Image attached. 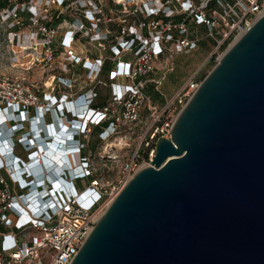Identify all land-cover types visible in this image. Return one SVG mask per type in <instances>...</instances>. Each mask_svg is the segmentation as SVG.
I'll return each mask as SVG.
<instances>
[{
  "label": "water",
  "instance_id": "1",
  "mask_svg": "<svg viewBox=\"0 0 264 264\" xmlns=\"http://www.w3.org/2000/svg\"><path fill=\"white\" fill-rule=\"evenodd\" d=\"M55 145L44 155L50 171L55 153L65 163ZM69 264H264V12L202 78Z\"/></svg>",
  "mask_w": 264,
  "mask_h": 264
},
{
  "label": "built area",
  "instance_id": "2",
  "mask_svg": "<svg viewBox=\"0 0 264 264\" xmlns=\"http://www.w3.org/2000/svg\"><path fill=\"white\" fill-rule=\"evenodd\" d=\"M86 1L91 2L89 6H92L96 12L87 11L83 14L84 19H71L65 27L60 23L54 26L38 25L36 35L41 41L42 57L40 60L44 64H49L52 61V41L58 29L62 28L59 47L61 48L63 67L80 65L87 73L91 72L93 79L101 71L103 60L100 57L89 60L88 56H81V53L75 50V43L80 38L86 39V37L91 41L106 39L107 31L98 33L97 20L99 17L95 16V13H99L98 6L93 0ZM123 1L132 2L142 17L139 18L134 13L132 20L134 25L119 26L117 33L119 39L109 47L110 54L116 57L107 73L110 102L93 108L92 113L95 117L89 124L94 126L102 121H108L112 131H116L125 123L136 120L145 102L150 104L148 96L142 93V87L136 78L150 71L151 59L163 53L161 42L172 41L179 50L191 48V45L193 46L197 40L187 37L185 24L191 22L204 27V37L215 43V52H218L223 44L228 47L251 25L254 19L264 12V0H137L136 3L134 0ZM64 2V0H56L59 5ZM79 4L77 3V5ZM9 10L6 7L5 12L7 13ZM28 12L31 17L32 12L30 10ZM159 16L166 17L167 20L162 21ZM175 16L180 17L178 21H174ZM148 18L150 21L144 20ZM136 28L139 33H135ZM159 28V34L151 33ZM146 33L150 35L147 37ZM99 35L101 37H98ZM95 36L97 37L95 38ZM135 41L138 45L133 52L136 53L137 59L134 61L122 60L121 54L131 52ZM145 48H147L146 51H144ZM117 67L118 72H116ZM163 78L164 74L159 73L153 82L158 85ZM118 79H125L128 82L120 84L117 83ZM64 80L69 81L63 76L57 77V82L63 86V90L58 97L52 96L54 103H51L50 96H47V98H42L41 104H38L29 93L19 92L20 89H17L19 84L4 78L0 81V87L5 88L6 92L4 95L0 90V108L19 109L26 117L30 116L31 110L35 112L42 109L43 115L47 109H53L58 105L59 101L68 100L66 97L72 93V84L70 81ZM198 85L199 82L189 79L179 87L172 98L164 100L161 107L151 106L152 119L149 132L145 130L141 139V141L144 140L142 147L143 150H146L144 156L147 158V162L144 164H149L153 156L154 145L159 140L156 141L154 138H169L170 129L177 113ZM83 94L91 106L96 92L87 89L74 99L80 98ZM116 106L119 107L118 110ZM41 121L38 120L39 123ZM23 122L29 123L26 119ZM61 127L63 128V126ZM66 130L69 131L66 128L60 137H63ZM69 136L68 134L66 138ZM37 137L39 134L27 136L33 146ZM13 138L17 139L18 135L15 134ZM40 143V146L36 148L22 145V149L29 155L26 160L17 157L11 158L9 161H6L5 158L0 159V264H69L109 202L141 166L138 161L141 153L136 148L114 181L101 183L93 179L92 181H83L82 185L79 184V181H77L78 184L73 183L72 185V181L67 182L66 179L61 178L62 172L73 171L74 180H79L92 176V165L85 155L80 156L78 163H73L72 148L67 149V143H60L64 149L62 152L66 159L65 162L67 161V167L64 165L63 168H55L56 181L52 182L55 186L57 182L60 184V187L55 188L53 193L51 191L55 205H49V211L43 204L38 211L37 198L45 197L52 182L36 183L37 191L34 189L31 192L26 184L32 185L33 182L25 181L28 178L20 176L17 170L20 165L36 159L34 153L36 154L39 147L45 150L48 142L41 141ZM77 148L79 154L86 148L82 140L78 141ZM35 163L36 168L32 165L27 170L35 178H38L43 174L42 164L36 161ZM46 169L48 168L46 167ZM2 172L6 175L5 179L2 177ZM43 186L44 188L41 189Z\"/></svg>",
  "mask_w": 264,
  "mask_h": 264
},
{
  "label": "rangeland",
  "instance_id": "3",
  "mask_svg": "<svg viewBox=\"0 0 264 264\" xmlns=\"http://www.w3.org/2000/svg\"><path fill=\"white\" fill-rule=\"evenodd\" d=\"M64 1L66 2L59 5L56 3V0H9L7 3L11 6L7 13L5 9L8 6L0 7V81L4 78L15 81L16 84H19V88H17L20 89L19 92L29 93L38 104H41L42 98H47V96H50L51 103H54L52 96L58 97L63 90V86L57 82V77L63 76L69 79L72 84V93L67 95L66 99L72 100L78 94L85 92V90L92 89L96 92V96L92 103L104 101L105 104H108L110 102V96L107 86L109 82L107 73L112 67L113 61L116 60V57L110 54L109 47L119 39V34H117L119 26L134 25L132 22L134 19L133 14L135 13L139 18L142 17V15L137 7L130 1L93 0L98 6L97 11L100 13L97 20L99 27L97 31L100 33L106 30L107 37L99 41L87 40V37L86 39L80 38L75 43V50L80 52L81 56H88L89 60L95 57H100L103 60V65H105V67L102 66L97 77L92 79L91 72L87 73L80 65H66V67H63V58L60 54L61 48L59 47L62 28L58 29L52 41L53 53L51 63L44 64L43 61L40 60L42 57V48L40 44L41 41L38 35H36V28L38 25H43L44 22H50L56 12L65 17L57 23H60L63 27H65L71 19H84L83 14L87 11L96 12L92 6H89L91 3L89 1ZM134 1L135 3L137 2V0ZM77 3L80 4L77 5ZM117 4H119L120 7H115ZM83 5L87 6L84 7ZM14 8H17L20 13L24 10L27 12L30 10L32 14L29 23L22 24L23 17L21 14L13 15ZM86 16H88L87 13ZM36 20L37 22H35ZM148 21H150L149 18L147 19V22ZM185 28L188 39H197L195 44L193 46L191 45L189 49L179 50L172 41L166 43L161 42L160 45L162 46L163 53L151 59L150 71L136 78L141 87L145 84L153 83L154 87L165 94L167 100L172 98L179 87L187 80L192 79L200 82L227 48L225 44L218 52H215V43L204 37L205 29L200 25L187 22ZM159 32L160 28L156 31H151L152 34H159ZM135 33H139L137 28L135 29ZM148 35L150 34H147V37ZM96 37L97 36H95V38ZM98 37L101 36L99 35ZM146 50L147 48L144 49V51ZM123 54H125L126 57H124L129 61L137 59L136 53L133 51L123 52ZM123 54H121V56H123ZM159 73H163L165 79L160 85H156L153 80ZM127 82L128 81L125 79L117 80V83L120 84ZM0 90L5 95L6 89L0 87ZM165 90H167V92ZM81 96L86 97L84 94ZM149 103L148 105V102H145L136 120L125 123L116 131H112V129L105 130L104 134L99 138V131H93L92 127L89 125V127L84 130V134L77 137V141H83L86 147L83 155L89 158L92 165L93 174L90 181L93 179L101 183L114 181L122 166L130 159L136 148L141 153L138 159L139 164L142 166L145 165L144 163L147 162V158H144V152L146 150H143L142 146L144 140L141 141V139L145 130L149 132V125L152 119L151 106L158 105V107H161L162 105L160 102H152L150 99ZM78 108L80 113L78 117H80L82 116L81 113L85 110V106ZM118 108L119 107L116 106L117 110ZM0 111L4 114L7 109L0 108ZM38 111L41 113L43 110L39 109ZM87 113L88 111H85L83 115L84 118H86ZM33 114L36 115L37 111ZM66 117L67 116L64 115L61 118L64 123H67L65 120ZM90 119L92 120V118ZM21 124L22 128H20L26 129L27 124L24 122ZM35 126H37V124H35L34 127ZM31 127L32 121H30V128ZM154 139L157 141L160 138L156 137ZM30 147H33V145H30ZM41 152L35 154L37 158H41ZM15 153L24 158V152H21L19 149H16ZM80 156H82V154H72V162L78 163ZM1 158L4 159V156L0 152V159ZM66 163L67 161L64 165L67 167ZM18 174L22 176V171H19ZM5 176L6 175L2 172V177L4 179ZM83 181H88V179H79V184H84Z\"/></svg>",
  "mask_w": 264,
  "mask_h": 264
},
{
  "label": "crops",
  "instance_id": "4",
  "mask_svg": "<svg viewBox=\"0 0 264 264\" xmlns=\"http://www.w3.org/2000/svg\"><path fill=\"white\" fill-rule=\"evenodd\" d=\"M92 60V59H91ZM108 75V74H107ZM64 81H66V82H69L68 80H64ZM83 100H85V105H87V106H89V103H88V100H86V98L85 97H78V98H76V99H74V100H72V101H68V100H66L65 102H62V101H59V105L58 106H54L53 107V109H49L48 111H46L43 115H42V117H41V113L39 114V117H37L39 120H42L41 121V123L39 124L40 125V130L38 131V134H39V137H37V138H39L41 141L43 140V143L45 142V143H47L48 141H47V139H49L50 137H60V135H61V133H63V131L67 128L66 126H69V125H71L72 124V121L77 117V114H78V107H81L82 105H80V104H82L81 102L83 101ZM68 106H71L72 107V110L71 111H68V110H70V109H68L67 107ZM89 107H91V106H89ZM66 108L68 109V110H66ZM92 109H93V107H91ZM86 110H88V109H86ZM52 111V112H51ZM88 111H93V110H88ZM67 116L66 117V121L68 122V123H64L63 121H61L62 119V117L63 116ZM60 118V119H59ZM32 123H33V121H32ZM27 124V127H26V129H22L21 131L23 132V134H25V135H30V134H26L25 132L26 131H28L29 130V125H30V123H29V125H28V123H26ZM61 126H63V128H61ZM72 126V125H71ZM24 128V127H23ZM61 128V129H60ZM70 128V127H69ZM71 129V128H70ZM58 130V131H57ZM68 132H72V130H70V131H67L66 130V132H64V135H63V137L62 138H66L67 137V135L69 134ZM43 135V137H41ZM31 140H32V138H31ZM54 140H55V138H54ZM33 141H34V139H33ZM47 144H49V143H47ZM11 145V144H10ZM19 146H20V144H18ZM48 146V145H47ZM21 147V146H20ZM23 150V149H22ZM42 151V150H41ZM38 151H36V153H37ZM73 155H75L76 154V152L75 151H72L71 152ZM34 155H35V153H34ZM15 156V155H14ZM19 156V155H18ZM17 157V156H16ZM21 157V156H20ZM20 157H17V158H20ZM22 158V157H21ZM63 159L65 160V158L63 157ZM34 161H36V159H34ZM33 161V162H34ZM32 163V161L31 162H28L27 164L28 165H30ZM63 180H64V178L63 177H61ZM66 181V180H65ZM69 185V184H68ZM70 186V185H69Z\"/></svg>",
  "mask_w": 264,
  "mask_h": 264
},
{
  "label": "trees",
  "instance_id": "5",
  "mask_svg": "<svg viewBox=\"0 0 264 264\" xmlns=\"http://www.w3.org/2000/svg\"><path fill=\"white\" fill-rule=\"evenodd\" d=\"M9 0H0V7H3V6H8L7 8H10V6H9V4L7 3ZM66 2V1H65ZM64 2V3H65ZM115 7H120V5H115ZM22 15V17H23V21L21 22L22 24H24V23H29V21H30V14L27 12V11H23L22 13H20V11H18V9L17 8H14V15ZM99 13H95V16L96 17H99ZM160 17V16H159ZM29 18V19H28ZM63 18H65L64 17V15H62V14H60V13H57L56 12V14H54L53 15V17H52V20L50 21V22H44V25H49V26H54V25H56L59 21H61ZM161 18V20L162 21H166L167 20V18L166 17H160ZM179 18L180 17H178V16H175L174 17V21H178L179 20ZM145 21H147V19H144ZM144 33H145V31H144ZM137 45H138V43L135 41L134 42V45L132 46V51L133 50H135V48L137 47ZM222 47H224V44L222 45ZM221 47V48H222ZM125 56V54H123V56H120V58L122 59V60H126L127 61V58H125L124 57ZM104 67H105V65H103ZM165 79V75H164V78H163V80ZM162 80V81H163ZM161 81V82H162ZM160 82V83H161ZM160 83H159V85H160ZM141 90H142V92L145 94V95H147L148 96V98L152 101V102H160V104H162V102L164 101V100H166V96H165V94L163 93V92H161L159 89H157L156 87H154V85H153V83H149V84H145L142 88H141ZM166 92H167V90H165ZM105 104V102L104 101H101V102H95V103H93V104H91V106L93 107V108H95V107H99V106H102V105H104ZM47 111H48V109H47ZM33 113H35L33 110H31L30 111V115H33ZM9 122H12V121H9ZM68 123V122H67ZM92 127V129H93V131H99L98 132V137L100 138V136L102 135V134H104V132H105V130H108V129H111V127H110V125H108V121H102L100 124H98V125H94V126H91ZM79 139H81V138H79ZM16 149H19L21 152H24V158H21L20 156H18V154H16L15 153V150ZM11 153L13 154V155H15V156H17V157H20L21 159H23V160H26V159H28L29 158V155H27V153L24 151V150H22V147H20L18 144H17V141H16V139H13V142H11ZM85 150H86V148L82 151V155L84 154V152H85ZM144 158L146 159V156H144ZM0 162H1V160H0ZM87 179H88V181H90L91 179H92V176H89V177H87ZM74 181V182H73ZM72 182H71V184L73 185V183L75 184V183H77V181H79L78 179H75V180H73Z\"/></svg>",
  "mask_w": 264,
  "mask_h": 264
},
{
  "label": "clouds",
  "instance_id": "6",
  "mask_svg": "<svg viewBox=\"0 0 264 264\" xmlns=\"http://www.w3.org/2000/svg\"><path fill=\"white\" fill-rule=\"evenodd\" d=\"M118 67L116 68V72H118ZM26 119H27V121L30 123V121L32 120V118L31 119H29L28 117H26ZM88 126H89V124H88ZM29 127H30V125H29ZM26 134H30V131L28 130V131H26L25 132ZM79 135H74V139H71V140H69L68 142H67V149L69 148H72V150L73 151H75L76 152V154H78L79 153V150H78V148H77V144H78V141H77V137H78ZM42 137H43V135H42ZM44 138V137H43ZM13 137L11 138V142H13ZM49 139H47V141H48ZM11 142H10V144H11ZM17 144H19V142H17ZM43 170V169H42ZM51 173L53 174V176H54V178H56L55 177V170H52L51 171ZM23 177H26V178H28L29 180L28 181H32L33 183H32V185L30 184H26L27 186H28V189L32 192L34 189H35V184L36 183H44V181H50L47 177H44L43 175H42V177H41V179H40V181H33V180H35L36 178L33 176V174H31V172H29V170H26V172H25V174H21ZM62 177L64 178V179H66V181L67 182H70V181H73V179H74V172H71V171H68V172H62ZM53 181H56V180H53ZM42 188H44V186L43 187H41V189ZM36 190V189H35ZM53 190H54V186L53 185H51V187L49 188V190L47 191V193H46V195H45V197L44 198H37V202H38V206H37V209H38V211H39V207H41L43 204H45L46 205V207H45V209L46 210H49L50 211V207H49V205H51V204H53V205H55V200L53 199ZM37 191V190H36ZM51 191H52V193H51Z\"/></svg>",
  "mask_w": 264,
  "mask_h": 264
},
{
  "label": "bare ground",
  "instance_id": "7",
  "mask_svg": "<svg viewBox=\"0 0 264 264\" xmlns=\"http://www.w3.org/2000/svg\"><path fill=\"white\" fill-rule=\"evenodd\" d=\"M68 108L70 109V110H72V107L71 106H68ZM86 111H88V110H86ZM93 113L90 111H88V113H87V116H86V118H84V119H90V118H92V119H94V117L95 116H93ZM84 117V116H83ZM62 121V120H61ZM0 122H5V123H7L8 125H10V124H12L11 122H7L6 121V119H5V117H4V114L2 113V111H0ZM67 128H68V126H66ZM58 131V130H57ZM62 134V133H61ZM54 138H55V136H54ZM57 141H59V140H57V139H55V142H54V144L53 145H49V146H47L46 147V149L45 150H43L42 148H38V151L39 152H41V150H42V154H40V157L41 158H37L36 157V162L37 163H39L40 161V164L42 163L44 166H46V167H48L49 165V160L46 158V157H44V155H49V153L51 154V152H52V150L54 149H56V146L57 145H55V143L57 142ZM60 142V141H59ZM61 144H62V142H60ZM65 152V151H64ZM58 154L57 153H55V155H54V159L56 160L57 159V165L58 166H60V167H58V168H61V166H62V161L60 160V157L58 158ZM39 159V160H38ZM32 166V163L30 164V165H28V168L29 167H31ZM142 166V165H141ZM140 166V167H141ZM56 167V168H57ZM44 171V170H43ZM55 186V185H54ZM56 188H58V187H60V184H59V182H57V184H56V186H55Z\"/></svg>",
  "mask_w": 264,
  "mask_h": 264
}]
</instances>
